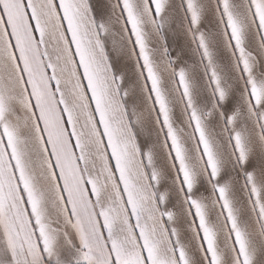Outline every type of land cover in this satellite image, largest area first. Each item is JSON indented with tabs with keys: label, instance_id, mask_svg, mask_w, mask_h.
I'll use <instances>...</instances> for the list:
<instances>
[{
	"label": "snow or ice",
	"instance_id": "snow-or-ice-1",
	"mask_svg": "<svg viewBox=\"0 0 264 264\" xmlns=\"http://www.w3.org/2000/svg\"><path fill=\"white\" fill-rule=\"evenodd\" d=\"M0 264H264V0H0Z\"/></svg>",
	"mask_w": 264,
	"mask_h": 264
}]
</instances>
